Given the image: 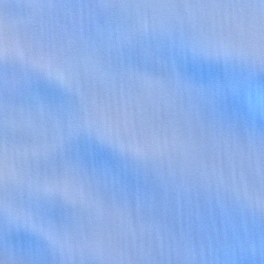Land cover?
<instances>
[{
    "label": "snow or ice",
    "instance_id": "obj_1",
    "mask_svg": "<svg viewBox=\"0 0 264 264\" xmlns=\"http://www.w3.org/2000/svg\"><path fill=\"white\" fill-rule=\"evenodd\" d=\"M264 0H0V264H117L150 231L264 256Z\"/></svg>",
    "mask_w": 264,
    "mask_h": 264
},
{
    "label": "clouds",
    "instance_id": "obj_2",
    "mask_svg": "<svg viewBox=\"0 0 264 264\" xmlns=\"http://www.w3.org/2000/svg\"><path fill=\"white\" fill-rule=\"evenodd\" d=\"M235 199L243 200L257 222L264 219V204L232 193ZM195 222L188 224V234L179 235L168 229L150 231L137 239L133 251L117 264H198L191 249L194 246Z\"/></svg>",
    "mask_w": 264,
    "mask_h": 264
}]
</instances>
